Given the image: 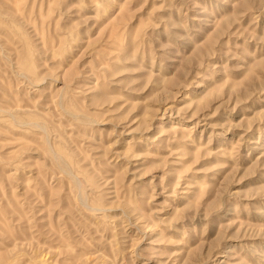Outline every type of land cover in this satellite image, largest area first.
Returning a JSON list of instances; mask_svg holds the SVG:
<instances>
[{
	"label": "rangeland",
	"instance_id": "1",
	"mask_svg": "<svg viewBox=\"0 0 264 264\" xmlns=\"http://www.w3.org/2000/svg\"><path fill=\"white\" fill-rule=\"evenodd\" d=\"M0 264H264V0H0Z\"/></svg>",
	"mask_w": 264,
	"mask_h": 264
}]
</instances>
